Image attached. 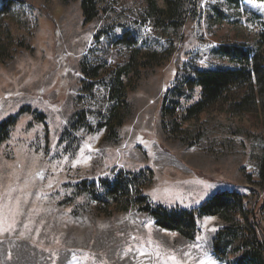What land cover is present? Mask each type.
<instances>
[{
	"label": "rangeland",
	"instance_id": "1",
	"mask_svg": "<svg viewBox=\"0 0 264 264\" xmlns=\"http://www.w3.org/2000/svg\"><path fill=\"white\" fill-rule=\"evenodd\" d=\"M81 1L0 0V123L14 118L0 143V264H226L212 251L219 217H198L188 240L95 191L133 173L152 203L188 210L234 191L264 237L259 107L188 117L199 96L187 82L161 113L179 81L235 67L219 46L264 58V1L191 0L178 28L146 0H97L85 22Z\"/></svg>",
	"mask_w": 264,
	"mask_h": 264
},
{
	"label": "trees",
	"instance_id": "2",
	"mask_svg": "<svg viewBox=\"0 0 264 264\" xmlns=\"http://www.w3.org/2000/svg\"><path fill=\"white\" fill-rule=\"evenodd\" d=\"M146 1L154 13L165 19L163 21L166 25L178 28L189 11L188 2L191 0H163L166 10H158L154 0ZM226 1L239 7L242 0ZM81 8L85 22L92 21L97 16V0H82ZM189 12L192 15V12ZM213 54L235 63V67L199 70L192 79L184 78L179 81L178 85L167 90L163 96L161 113L169 115L172 112L171 108H166V102L170 100L172 105H177L179 102L176 97L183 93L182 88L189 82L198 89L199 98L185 110L188 117L217 105L233 113H247L259 107L264 117L262 54L252 48L241 49L225 45L214 49ZM13 123V117L0 123V143L8 138ZM260 176L264 178L263 171ZM85 185L84 182L79 186ZM143 186L138 175L117 174L112 181H101L95 193L98 192L97 197L101 199L111 198L124 210L137 207L138 211L147 213L152 218L156 227L175 232L188 240H194L199 232L198 217H219L225 222V226L218 229L213 238L214 256L224 260L232 254L233 257L228 259L226 264H264V237L260 238L258 234V231H263L257 226L258 221H254V213L247 211L245 196L234 191H224L208 198L195 209L166 208L152 203L143 193ZM258 211L264 223V197Z\"/></svg>",
	"mask_w": 264,
	"mask_h": 264
}]
</instances>
